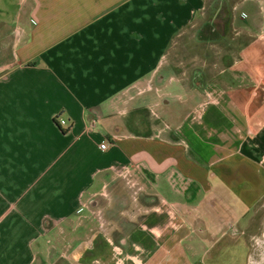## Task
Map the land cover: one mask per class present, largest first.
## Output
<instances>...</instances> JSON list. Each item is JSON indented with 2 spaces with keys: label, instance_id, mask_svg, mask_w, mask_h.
<instances>
[{
  "label": "crops",
  "instance_id": "crops-1",
  "mask_svg": "<svg viewBox=\"0 0 264 264\" xmlns=\"http://www.w3.org/2000/svg\"><path fill=\"white\" fill-rule=\"evenodd\" d=\"M205 5L0 0V264H250L264 0L236 4L250 42L213 61L177 42Z\"/></svg>",
  "mask_w": 264,
  "mask_h": 264
},
{
  "label": "rangeland",
  "instance_id": "rangeland-1",
  "mask_svg": "<svg viewBox=\"0 0 264 264\" xmlns=\"http://www.w3.org/2000/svg\"><path fill=\"white\" fill-rule=\"evenodd\" d=\"M239 1L240 0H206L204 16H202L203 19L201 17L200 20H197L192 29L186 31V33L177 40L179 45H191L194 41L196 44H199V46L196 47L195 52L191 51L189 54L193 53L195 57L201 58L204 56L206 58L210 52L212 61L215 59L214 53L218 52L219 49L221 51L226 50V52L229 53L230 50H235L236 46L240 48H242V46L246 47V45H248L250 42V38L240 35L239 30L235 29L236 27L233 25L235 8ZM223 30L225 31L224 34ZM259 41L260 43L264 44L263 37L260 38ZM8 54L9 52L7 50H4V52L1 53L3 58L7 57ZM233 55H235V53H233ZM247 57L248 53L246 54L245 59ZM131 189L132 188H130L129 191ZM255 219L264 221V214H256ZM255 232H259L260 234L261 230L257 228ZM247 233V236H249V229ZM38 245L40 246L39 250L37 249ZM258 249L259 250L257 251H253L249 259L250 264H264V246H260ZM35 250H41L40 242L36 244Z\"/></svg>",
  "mask_w": 264,
  "mask_h": 264
},
{
  "label": "built area",
  "instance_id": "built-area-1",
  "mask_svg": "<svg viewBox=\"0 0 264 264\" xmlns=\"http://www.w3.org/2000/svg\"><path fill=\"white\" fill-rule=\"evenodd\" d=\"M57 123H58V125L59 126H64V127H66L67 126V122L63 119V118H61V117H57ZM108 146H109V142H108V140H103L102 142H101V144H100V149L102 150V151H105V150H107L108 149Z\"/></svg>",
  "mask_w": 264,
  "mask_h": 264
}]
</instances>
